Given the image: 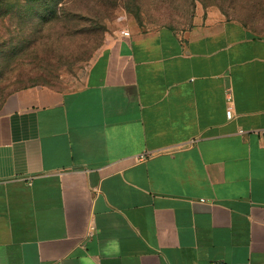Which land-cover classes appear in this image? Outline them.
I'll list each match as a JSON object with an SVG mask.
<instances>
[{
    "label": "crops",
    "instance_id": "obj_1",
    "mask_svg": "<svg viewBox=\"0 0 264 264\" xmlns=\"http://www.w3.org/2000/svg\"><path fill=\"white\" fill-rule=\"evenodd\" d=\"M125 31L1 103L0 264H264V37Z\"/></svg>",
    "mask_w": 264,
    "mask_h": 264
},
{
    "label": "rangeland",
    "instance_id": "obj_2",
    "mask_svg": "<svg viewBox=\"0 0 264 264\" xmlns=\"http://www.w3.org/2000/svg\"><path fill=\"white\" fill-rule=\"evenodd\" d=\"M28 3L0 0V105L31 86L74 89L125 30L183 31L201 11L214 10L264 37V0H61L53 11Z\"/></svg>",
    "mask_w": 264,
    "mask_h": 264
},
{
    "label": "built area",
    "instance_id": "obj_3",
    "mask_svg": "<svg viewBox=\"0 0 264 264\" xmlns=\"http://www.w3.org/2000/svg\"><path fill=\"white\" fill-rule=\"evenodd\" d=\"M123 35H124V36H129V32H128V31H123ZM226 98H227V101L230 103V102H231V97H230V95H229L228 93H226ZM225 115H226V118H227L228 120L231 119V117H232V113H231V108H230V107L227 108ZM240 133H242V131H240ZM256 133H257V134L259 133V134H261L262 136H264V131L256 132ZM145 157H146L145 154H140V155H137V156L135 157V160L138 162V161L143 160ZM91 230H92V227L90 228V230H89V232H88V236L91 235V233H92Z\"/></svg>",
    "mask_w": 264,
    "mask_h": 264
},
{
    "label": "trees",
    "instance_id": "obj_4",
    "mask_svg": "<svg viewBox=\"0 0 264 264\" xmlns=\"http://www.w3.org/2000/svg\"><path fill=\"white\" fill-rule=\"evenodd\" d=\"M34 1H36V3H38L39 6L42 5L43 7H45L44 9H46V10H52V11L61 2V0H28L29 3L27 5H32V2H34ZM43 17H44V15L42 16V18ZM241 24H243V23H241Z\"/></svg>",
    "mask_w": 264,
    "mask_h": 264
}]
</instances>
